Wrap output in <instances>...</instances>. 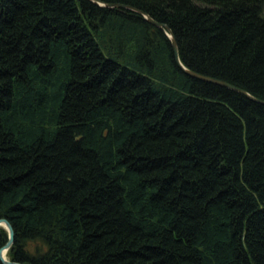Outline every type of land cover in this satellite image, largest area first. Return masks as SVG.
Returning <instances> with one entry per match:
<instances>
[{"label": "trees", "instance_id": "obj_1", "mask_svg": "<svg viewBox=\"0 0 264 264\" xmlns=\"http://www.w3.org/2000/svg\"><path fill=\"white\" fill-rule=\"evenodd\" d=\"M0 0V216L27 264H264V0ZM0 225V246L7 239ZM0 264H4L0 260Z\"/></svg>", "mask_w": 264, "mask_h": 264}, {"label": "water", "instance_id": "obj_2", "mask_svg": "<svg viewBox=\"0 0 264 264\" xmlns=\"http://www.w3.org/2000/svg\"><path fill=\"white\" fill-rule=\"evenodd\" d=\"M93 1L98 3V4H100V5L122 6V7L135 9L138 12L142 13L144 15V17L148 21H150L151 23H154L155 25H157V26H159V27H161V28H163L165 30L166 24L164 22L155 19L152 15H150L148 12L144 11L143 9H141L139 7H136V6L128 4V3L119 2V1H115V2H108V1H103V0H93ZM168 36H169V39H170V43H171L173 54H174V57H175L176 61L179 63V65L187 73H189L190 75L195 76L197 78H200V79L212 81V82L227 86L229 88H233V89L239 90V91L245 93L248 97H250V98H252L254 100H258V101L264 102V99L256 97L255 95H253L252 93H250L249 91L245 90L242 87H239V86H237L235 84H232V83H230V82H228V81H226L224 79L217 78V77H214V76H211V75H208V74L193 70V69L188 68L187 66H185L181 62V60L179 58L178 44H177V41H176V39H175V37H174V35L172 34L171 31L168 32ZM0 225H2L3 227L6 228L7 234H8L6 241L0 246V260L4 264H27V263H24L22 261L10 259L9 257H7L6 251H7L8 247L12 244V242L14 240V228H13L10 220L7 217H5V216H0Z\"/></svg>", "mask_w": 264, "mask_h": 264}]
</instances>
